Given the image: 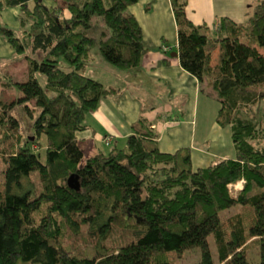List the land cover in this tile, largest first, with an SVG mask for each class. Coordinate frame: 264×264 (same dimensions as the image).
<instances>
[{
  "label": "trees",
  "instance_id": "trees-1",
  "mask_svg": "<svg viewBox=\"0 0 264 264\" xmlns=\"http://www.w3.org/2000/svg\"><path fill=\"white\" fill-rule=\"evenodd\" d=\"M138 1L0 0V15L20 7L28 27L19 37L0 21L28 61L27 80L0 71V86L21 92L0 98V264H182L197 249L190 264H264V0L246 21L223 16L215 26L193 21L189 0H172L180 62L232 128L235 156L203 167L189 148L164 151L145 115L108 152L89 154L78 135L122 92L84 72L94 49L122 71L142 63L144 32L130 11ZM96 16L102 40L87 32Z\"/></svg>",
  "mask_w": 264,
  "mask_h": 264
},
{
  "label": "crops",
  "instance_id": "crops-1",
  "mask_svg": "<svg viewBox=\"0 0 264 264\" xmlns=\"http://www.w3.org/2000/svg\"><path fill=\"white\" fill-rule=\"evenodd\" d=\"M255 3L256 0H189L188 14L200 25L215 26L223 16L244 22ZM130 11L143 28L146 52L139 67L117 71L121 73L112 81L122 92L105 98L87 115L88 128L78 133L86 151L108 152L106 138L125 139L131 126L145 115L160 133L161 148L169 152L189 148L194 167L234 157L232 128L218 123L216 105L202 93L198 77L180 62L172 0H139ZM5 42L0 34V44ZM175 52L177 56L172 55Z\"/></svg>",
  "mask_w": 264,
  "mask_h": 264
},
{
  "label": "rangeland",
  "instance_id": "rangeland-1",
  "mask_svg": "<svg viewBox=\"0 0 264 264\" xmlns=\"http://www.w3.org/2000/svg\"><path fill=\"white\" fill-rule=\"evenodd\" d=\"M44 2L47 5H56L59 2L61 3L62 0H44ZM9 7L2 11L0 15V21L11 28L14 29L15 33L19 37H23L26 34V30L28 27L22 25L21 18H20V7ZM23 14V12H22ZM21 14V16H22ZM107 27L105 24V21L103 17L96 16L93 19V26L89 28L87 31L89 35L97 37L99 40H102L103 38H106L107 36ZM8 45V46H7ZM6 42L3 43V45L0 44V71L5 73H11L15 80L17 81H24L28 78V61L25 55H22L18 52H15V50ZM11 49L14 51V53H11ZM35 57L40 58L41 52L38 51L37 53H34V51L31 52ZM62 66L67 68L69 64H66L64 62L61 63ZM119 71L118 68L114 67L112 64H110L107 60L104 59V57L100 53V49L96 48L93 51V57L90 61V64L86 67L84 72L86 74H89L92 77L99 78L103 80L108 85H113L112 81L115 76L118 77ZM38 76L40 77V80L42 84L46 85V77L44 74L39 73ZM137 76V74H136ZM21 92L17 88H4L3 86H0V98L3 99H11L13 97H17ZM207 98V97H206ZM208 100L210 104H214L217 107V110H219V103L217 100H214L213 98H210ZM208 102V103H209ZM218 113V111H217ZM15 114L21 119L22 121V129L26 132V134H31V127H30V118L26 115V113L22 110V108H17L15 110ZM110 140H105L106 143H108ZM198 165V163H197ZM2 169L0 165V177L2 176ZM243 187V182L236 185L235 190L237 193L241 194V188ZM234 188V187H233ZM234 191V189H233ZM212 244L214 246V249L216 252V243H215V237L211 238ZM201 257V249H197V251H189L185 254L182 264H190L199 261ZM255 263H258V260L255 259Z\"/></svg>",
  "mask_w": 264,
  "mask_h": 264
},
{
  "label": "built area",
  "instance_id": "built-area-1",
  "mask_svg": "<svg viewBox=\"0 0 264 264\" xmlns=\"http://www.w3.org/2000/svg\"><path fill=\"white\" fill-rule=\"evenodd\" d=\"M168 48H169L168 46L165 47V49H168ZM108 139H109V140H112V137L109 136V137H107V140H108ZM109 142H110V141H109ZM109 142H108V143H109ZM235 187H236V186H235Z\"/></svg>",
  "mask_w": 264,
  "mask_h": 264
},
{
  "label": "water",
  "instance_id": "water-1",
  "mask_svg": "<svg viewBox=\"0 0 264 264\" xmlns=\"http://www.w3.org/2000/svg\"><path fill=\"white\" fill-rule=\"evenodd\" d=\"M146 52V50L144 51V53ZM173 56H177L178 55V52H175L172 54Z\"/></svg>",
  "mask_w": 264,
  "mask_h": 264
},
{
  "label": "clouds",
  "instance_id": "clouds-1",
  "mask_svg": "<svg viewBox=\"0 0 264 264\" xmlns=\"http://www.w3.org/2000/svg\"><path fill=\"white\" fill-rule=\"evenodd\" d=\"M106 140H107V138H106Z\"/></svg>",
  "mask_w": 264,
  "mask_h": 264
}]
</instances>
